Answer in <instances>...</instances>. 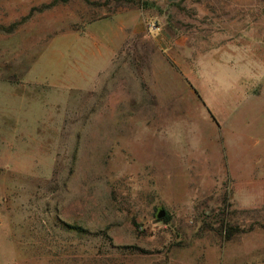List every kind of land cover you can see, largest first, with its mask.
Masks as SVG:
<instances>
[{"label":"rangeland","instance_id":"1","mask_svg":"<svg viewBox=\"0 0 264 264\" xmlns=\"http://www.w3.org/2000/svg\"><path fill=\"white\" fill-rule=\"evenodd\" d=\"M48 1L0 0V264H264V0ZM128 8L91 85L48 82Z\"/></svg>","mask_w":264,"mask_h":264},{"label":"crops","instance_id":"2","mask_svg":"<svg viewBox=\"0 0 264 264\" xmlns=\"http://www.w3.org/2000/svg\"><path fill=\"white\" fill-rule=\"evenodd\" d=\"M140 28L142 24L139 11L128 8L90 20L84 27L74 29L88 35L90 42L83 46L80 52L73 54L71 70L59 68L53 78L46 75L48 82L62 88L88 87L110 62L128 32ZM46 54L47 63L58 61V52L50 49ZM48 71L51 72L52 69L49 68Z\"/></svg>","mask_w":264,"mask_h":264},{"label":"trees","instance_id":"3","mask_svg":"<svg viewBox=\"0 0 264 264\" xmlns=\"http://www.w3.org/2000/svg\"><path fill=\"white\" fill-rule=\"evenodd\" d=\"M59 1H67V0H50L48 2H45L42 6L43 7H49L51 5H54L55 3H58ZM87 3H90L92 5H101V4H107L109 3V0H85ZM129 2H134V0H127ZM108 13H104L102 15H99V16H92L89 20H93V19H96V18H99V17H103V16H107Z\"/></svg>","mask_w":264,"mask_h":264},{"label":"water","instance_id":"4","mask_svg":"<svg viewBox=\"0 0 264 264\" xmlns=\"http://www.w3.org/2000/svg\"><path fill=\"white\" fill-rule=\"evenodd\" d=\"M164 214H165V209H163V208H161V209L158 211V213H157L158 217H162Z\"/></svg>","mask_w":264,"mask_h":264}]
</instances>
